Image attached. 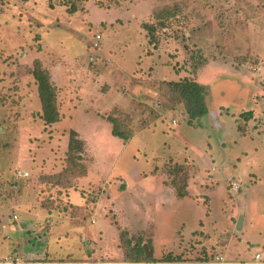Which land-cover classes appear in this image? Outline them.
<instances>
[{
	"label": "rangeland",
	"instance_id": "obj_1",
	"mask_svg": "<svg viewBox=\"0 0 264 264\" xmlns=\"http://www.w3.org/2000/svg\"><path fill=\"white\" fill-rule=\"evenodd\" d=\"M36 61L56 88L51 124ZM201 74L208 113L190 120L168 83ZM115 114L130 140L111 134ZM172 172L189 174L182 198L163 186ZM27 195L48 212L30 215ZM3 200L2 216L39 224L37 264L264 262V0H0Z\"/></svg>",
	"mask_w": 264,
	"mask_h": 264
},
{
	"label": "trees",
	"instance_id": "obj_2",
	"mask_svg": "<svg viewBox=\"0 0 264 264\" xmlns=\"http://www.w3.org/2000/svg\"><path fill=\"white\" fill-rule=\"evenodd\" d=\"M149 32L154 29L152 25L146 24L144 26ZM33 75L38 86V95L42 107V118L46 124H51L59 120L60 114L58 110L57 100H56V88L51 81L50 73L41 66L39 61H36L35 68L33 70ZM168 91L174 95L175 98H179L185 107V112L190 120L199 118L208 113L206 106L205 96L207 94V87L198 82L195 78H184L178 81H170L168 83ZM118 115H109L106 117L112 125L111 134L121 138L124 141L130 140L134 136V132L128 127L127 128V118L118 119ZM121 118V117H120ZM243 130L242 127H239ZM69 148L79 149L83 148V141L78 138L77 131H70V142ZM180 171L183 166L177 165ZM172 172L170 185L175 189L177 196L184 197L188 194L187 183L189 179V174L186 173L181 179L179 172L175 175ZM178 178L180 179H176ZM183 180V185H180V181ZM142 251H140L141 253ZM149 257L144 256L143 259H134L133 261H150ZM175 259L169 256L168 261H174ZM30 264V263H26Z\"/></svg>",
	"mask_w": 264,
	"mask_h": 264
},
{
	"label": "crops",
	"instance_id": "obj_3",
	"mask_svg": "<svg viewBox=\"0 0 264 264\" xmlns=\"http://www.w3.org/2000/svg\"><path fill=\"white\" fill-rule=\"evenodd\" d=\"M180 16L182 17V15H180ZM209 68H211V66H209ZM211 74H212L211 78H213L214 75H213V73H211ZM208 75L209 74H207V76ZM203 78H207L206 75L205 76L204 75L202 76V74L199 75L198 82L204 84L205 86L206 85H210V83L206 82ZM207 79H209V78H207ZM210 86H211V88L213 87L212 83H211ZM248 107L245 108L244 111L254 112L255 116H256V114H257V110L256 109L258 108V104L254 103L253 99H251V104ZM231 112H232L231 115L235 114V111H231ZM255 116H254V118H255ZM218 123H219V121H218ZM252 126H254V125H252ZM248 128L249 129L251 128L250 124L247 125V129ZM39 186L40 185H36V188L34 189V192L36 190H37V192H39ZM163 186H164V188H169V192L171 194H174L177 198H182V197L177 196L175 189L171 185H169V184L168 185H164L163 184ZM188 190L189 189L187 187V191ZM188 193H189V191H188ZM28 197H29L28 195L25 197V200L23 201L22 204L25 205V209L30 215H32V216L35 215V217H38V215H42L43 212H41V211H44V213L48 212L46 207H44V206H42L40 204H37V203H32V202H34V200H38V199H36L37 197L36 198L33 197V196H30L29 198ZM39 197L40 196L38 195V198ZM27 198L29 200H27ZM33 198H35V199L33 200ZM28 202L32 203V207L30 209H29V206H28ZM7 205L9 206V204H7V202L4 201V200L2 201V203H0V229L3 231V236L0 237V254L4 255V254H10V253H18L17 248L19 247V248L22 249L23 252L25 251L24 258L29 260V261H27L28 263L37 264L36 262H33V259L47 256V254L46 253L43 254V250L42 251L37 250L36 246H34V244H33V243H35L34 237H32V236L28 237V236L30 235V233L35 235V231H34L33 228L34 227L39 228V224L36 225V220L34 222V220H32V219L21 220L18 217L17 214H14V215H17V217H18L17 221H15L13 219L14 217L11 218L10 216L9 217L2 216L1 209H6ZM15 205L17 206L16 203H15ZM14 215H12V216H14ZM94 222H95V220H94ZM34 225H36V226H34ZM5 235H8V237L5 238ZM44 263L45 262H43V264ZM47 263H49V264H59V263L60 264H77V262H74V260L73 261H60V262L49 261ZM200 263L204 264L206 262H200Z\"/></svg>",
	"mask_w": 264,
	"mask_h": 264
},
{
	"label": "built area",
	"instance_id": "obj_4",
	"mask_svg": "<svg viewBox=\"0 0 264 264\" xmlns=\"http://www.w3.org/2000/svg\"><path fill=\"white\" fill-rule=\"evenodd\" d=\"M101 40H102V34L101 33H96L94 37V42H93V48L97 49L101 46ZM96 59L94 55L90 56V61L93 62ZM256 69V68H254ZM173 124H177V120H173ZM20 175L23 176H28V172L20 171ZM240 188V184L237 182L232 183V189L238 190ZM14 218H17V215L13 216ZM262 256L260 252H257L255 254V261L253 263L255 264H264V262H260ZM28 263L27 261L23 260L20 256L15 255V254H0V264H26ZM237 262H231V261H226L224 256L222 254H218L215 256L214 260L207 262V264H236ZM244 264H251L250 262H245Z\"/></svg>",
	"mask_w": 264,
	"mask_h": 264
}]
</instances>
